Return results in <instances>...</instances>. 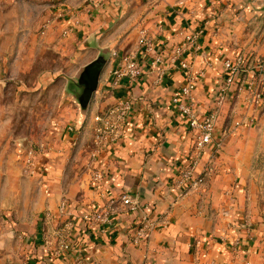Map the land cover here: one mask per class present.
<instances>
[{
	"label": "crops",
	"instance_id": "1",
	"mask_svg": "<svg viewBox=\"0 0 264 264\" xmlns=\"http://www.w3.org/2000/svg\"><path fill=\"white\" fill-rule=\"evenodd\" d=\"M6 1H0V11L8 16L14 6ZM165 1L15 2L33 14L32 24L39 30L47 22L39 34L43 47L66 55L72 51L75 56L94 52L76 65L74 73L61 72L66 77L73 78L99 49L113 46L87 112L79 113L76 108L65 139L36 155L33 180L39 200L33 209L39 215L30 222L26 264H264V224H249L246 196L247 177L253 174L252 163L264 141V103L252 105L246 94L235 90L243 78L252 76L245 68L218 109L214 135L223 140L221 149L215 151L211 144L193 158L194 133L172 100L183 83L182 72L178 64H171L157 81L149 62L154 54L167 55L184 43L186 35L202 30L196 46L183 55L193 72H203L194 91V109L200 117L213 105L224 76L222 62L232 54L216 30L217 6L184 1L173 6ZM27 19L28 15L25 23ZM25 29L32 32L31 26ZM64 30H68L66 35H62ZM141 30L152 39L148 54L137 44ZM129 53L137 54L142 73L114 84L112 72L120 57ZM118 98L132 102L124 131L115 144L92 157V117ZM246 132L254 137H239ZM191 166L194 175L203 178L196 188L191 180L179 182ZM95 174L100 175L98 180ZM125 193L136 198L156 223L151 234L138 243L133 241L138 216L126 212L120 203ZM105 207L112 210L109 224L86 222L85 214ZM44 210L50 211V219ZM256 226L257 231L253 230ZM59 235L66 236L69 251L57 252Z\"/></svg>",
	"mask_w": 264,
	"mask_h": 264
},
{
	"label": "rangeland",
	"instance_id": "2",
	"mask_svg": "<svg viewBox=\"0 0 264 264\" xmlns=\"http://www.w3.org/2000/svg\"><path fill=\"white\" fill-rule=\"evenodd\" d=\"M10 1L14 6L10 15L0 11V264H26L30 222L39 215L33 209L39 193L33 180L35 174L25 172L27 152L19 144L28 141L33 151L41 146L49 150L65 139L77 106L66 94L64 79L61 76L54 79L52 72L72 74L76 65L91 58L94 52L75 56L70 54L72 51L66 55L43 47V41H39L41 30L32 24L33 14L16 4L18 0ZM181 1L217 6L216 30L232 54L229 58L243 56L249 64L247 70L255 76L256 68L261 66L264 77V0L165 2L175 6ZM27 15L29 19L25 23ZM26 26L32 27L30 34ZM239 137L252 139L254 135L246 132ZM260 146L252 163L253 174H247L246 184L247 218L252 226L264 224V141ZM46 212L50 211L44 210L43 214Z\"/></svg>",
	"mask_w": 264,
	"mask_h": 264
},
{
	"label": "built area",
	"instance_id": "3",
	"mask_svg": "<svg viewBox=\"0 0 264 264\" xmlns=\"http://www.w3.org/2000/svg\"><path fill=\"white\" fill-rule=\"evenodd\" d=\"M40 28L41 33H43L47 28V22L42 23ZM67 33L68 30H64L62 35H66ZM201 34L202 30L199 29L186 35L183 44L174 46L167 55H163L161 53L154 54L149 62L151 70L156 73L157 81H160L165 76L166 70L171 64H178L182 72L183 83L173 93L172 100L176 104L179 113L185 118L188 128L194 133L192 154L195 160L208 145L212 144L215 151L221 149L223 140L220 138L216 139L214 135L218 109L231 87L234 85L235 79L242 71H244L245 68H248L249 65L247 60L240 55H237L233 59H224L222 62L224 76L218 87L214 103L203 115L197 117L194 109V91L197 87L199 79L203 77V72H193L191 64L183 58V55L186 49L196 46L198 37ZM137 44L146 54L150 53L153 49L152 39L148 36V32L146 30L140 31ZM256 69L258 74L255 76L252 75L247 79L243 78L235 90L239 94H246L247 97H249V103L258 106L264 103V77L261 74L263 68L258 66ZM141 73L142 71L138 63L137 54H125L120 57L117 68H115L112 72L113 82L114 84H118L123 78L134 80L138 78ZM131 109L132 102L130 99L118 98L113 104L98 110L93 115L92 118L94 126L92 129V157H95L101 151L112 146L118 141L124 131L126 120ZM239 124V121L235 122V125ZM27 148L25 172L29 175H33L36 173V165L33 157L41 151L42 146L35 148L34 151L30 147L28 149ZM195 163L196 161L193 162V166ZM193 166L186 169L181 174L179 182L181 183L191 180V186L196 188L203 182V178L202 174L194 175L192 169ZM99 178V174L94 175V180H98ZM120 203L126 212L138 216L137 226H135L136 233L133 237V241L138 243L139 241L146 239L154 230L156 225L155 221L150 220L147 217L144 206L130 194H122L120 196ZM63 209L64 204L62 203L59 207V212L62 213ZM111 211L112 210L109 207H105L101 210H95L85 214L84 219L90 224H99L104 226L110 223ZM45 216L47 219H50L51 214L47 212ZM66 225L70 227L71 222H67ZM245 231L248 234L250 231L249 227H247ZM58 246L59 249L57 252H67L70 250V243L65 235L58 236ZM78 264L85 263L80 261Z\"/></svg>",
	"mask_w": 264,
	"mask_h": 264
},
{
	"label": "water",
	"instance_id": "4",
	"mask_svg": "<svg viewBox=\"0 0 264 264\" xmlns=\"http://www.w3.org/2000/svg\"><path fill=\"white\" fill-rule=\"evenodd\" d=\"M111 55H113V46L99 49L97 56L82 66L73 78L66 77L60 72H52L54 79H57L59 76L66 79L64 89L66 90V94L72 98L79 113L85 114L87 112L92 95L98 85L100 72ZM75 126L77 127L76 124ZM19 146L21 150H25L29 146V142L23 141Z\"/></svg>",
	"mask_w": 264,
	"mask_h": 264
}]
</instances>
